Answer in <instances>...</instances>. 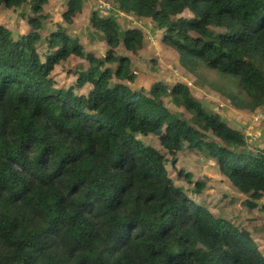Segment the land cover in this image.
I'll return each mask as SVG.
<instances>
[{
  "label": "trees",
  "instance_id": "16d2710c",
  "mask_svg": "<svg viewBox=\"0 0 264 264\" xmlns=\"http://www.w3.org/2000/svg\"><path fill=\"white\" fill-rule=\"evenodd\" d=\"M106 1L150 21L186 72L203 66L229 78L218 93L232 108L264 110V0ZM47 2L0 0V9L31 12L21 14L31 32L18 39L0 25V264H264L247 230L173 184L161 152L173 169L183 146L202 153L248 210L264 213V146L249 149L185 84L131 89V61L118 51L142 50L139 29L92 13L103 56L60 27L42 40ZM82 7L66 0L62 20L70 24ZM70 57L87 64L73 73L85 94L57 88L50 76ZM168 98L189 121L168 110ZM148 136L159 149L139 138ZM177 177L196 195L205 187Z\"/></svg>",
  "mask_w": 264,
  "mask_h": 264
},
{
  "label": "rangeland",
  "instance_id": "374dc122",
  "mask_svg": "<svg viewBox=\"0 0 264 264\" xmlns=\"http://www.w3.org/2000/svg\"><path fill=\"white\" fill-rule=\"evenodd\" d=\"M101 1L106 0H83L81 13L69 24L62 20V14L66 10L65 0H48L42 8V13L45 16L40 31L42 40L60 27L68 36L79 41L85 52L103 56L106 42L102 35L89 25L91 14L96 13V6ZM115 8H113L114 12H110L112 18ZM22 13L31 16L30 10L25 6L18 10L0 9V25L12 33L14 40L31 32V28L26 22V15L22 17ZM116 21L122 30L136 28L142 31L144 36L143 48L137 55L125 52L123 48L118 51L119 54L129 58L135 76L134 83L125 84L133 90H148L156 83L168 86H173L176 83L185 84L205 111L216 113L230 128L242 133L249 149L264 146V110L255 112L236 110L229 105L225 97L219 95L218 91H223V85L229 78H224L216 71L203 66L195 75L186 72L179 66L175 52L160 44L161 32H158L150 21L142 23L125 14ZM44 46L42 43L37 46L40 55H43ZM86 67L87 64L83 60L70 57L64 63L57 65L50 76L55 81L57 88L64 90L74 88L76 94H85L87 89H76V76L73 73L81 68L85 70ZM232 82L231 89H237L238 81L233 78ZM164 103L170 112L189 121L190 116L177 103L169 98L165 99ZM139 138L145 144L159 149L158 142L154 137ZM161 152L168 159L166 170L176 187L182 188L194 203L206 207L213 215L224 216L238 225L247 227L259 250L264 254V213L258 210L251 211L243 206V202L247 199L246 196L238 193L226 182L225 177L219 175L214 161L202 153L190 151L183 146L182 150L176 154V164L173 169L169 162L170 156L165 151ZM177 171L189 174L192 184L194 182L204 184L205 189L199 197L195 193H191L193 190L191 184L185 182L182 177H177ZM261 203H264V200Z\"/></svg>",
  "mask_w": 264,
  "mask_h": 264
},
{
  "label": "built area",
  "instance_id": "2783aa9c",
  "mask_svg": "<svg viewBox=\"0 0 264 264\" xmlns=\"http://www.w3.org/2000/svg\"><path fill=\"white\" fill-rule=\"evenodd\" d=\"M115 8L110 2L108 1H101L97 6H96V13L100 17H106V18H112L110 16V12L113 11ZM123 13L119 11L118 9L115 8V14H113V19L117 20L118 18L122 17ZM142 22L143 21H139Z\"/></svg>",
  "mask_w": 264,
  "mask_h": 264
},
{
  "label": "crops",
  "instance_id": "0c3cea01",
  "mask_svg": "<svg viewBox=\"0 0 264 264\" xmlns=\"http://www.w3.org/2000/svg\"><path fill=\"white\" fill-rule=\"evenodd\" d=\"M65 2H66V0H65ZM90 53H91V52H90ZM92 54H93V53H92ZM103 54H104V52H103ZM96 56H101V54H100V55H96ZM227 125H228V124H227ZM228 126H229V125H228ZM219 175H220V174H219ZM221 177H223V176H221ZM223 178H224V177H223ZM224 179L226 180V182H228L226 178H224ZM228 184H229V182H228ZM229 185H230V184H229ZM192 188H193V187H192ZM204 189H205V187H204ZM204 189H203V190H204ZM201 193H202V192H201ZM201 193H200L199 195L197 194L196 196L199 197V196L201 195ZM198 197H197V199H199ZM200 205H201V204H200ZM243 206H244V204H243ZM244 207H245V206H244ZM245 208H246V207H245ZM218 217H220V218H224V219H228V218H226V217H224V216H220V215H219ZM242 219H243V218H242ZM228 220H229V219H228ZM231 221H232V220H231ZM233 222H234V221H233ZM235 224H236V223H235ZM236 225H238V224H236ZM239 225H240V224H239ZM240 226L243 227L245 230H247V231L250 233V235H251V232L247 229V227H245L244 225H240ZM260 251H261V250H260ZM261 253H262V251H261ZM262 254H263V253H262ZM263 255H264V254H263Z\"/></svg>",
  "mask_w": 264,
  "mask_h": 264
}]
</instances>
